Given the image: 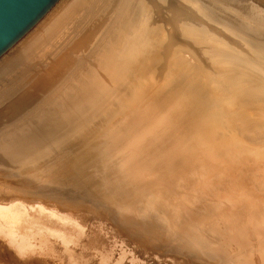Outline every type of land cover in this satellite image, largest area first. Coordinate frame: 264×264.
<instances>
[{
	"label": "bare ground",
	"instance_id": "obj_1",
	"mask_svg": "<svg viewBox=\"0 0 264 264\" xmlns=\"http://www.w3.org/2000/svg\"><path fill=\"white\" fill-rule=\"evenodd\" d=\"M175 7L187 8V15L179 12L174 14L172 9ZM79 17H83L82 20L86 19L87 21L75 35L71 34L73 37L70 38L71 41L67 48L60 49V54L50 64L48 71L32 82L33 88L30 93L18 100L20 102L14 106L8 104L10 107L12 106L11 108L4 106V110L0 111V116L5 119L14 118L22 111L23 105L27 106L36 100L41 95V91L51 85L56 86L64 83L61 89L55 88L56 91L53 88L54 90H52V92L56 91L55 95L60 97L56 102V110L52 115L42 117L45 120L43 121L44 125L38 124L39 128H36L34 133L28 135L22 131L17 136L11 135L10 141L5 140L0 145V160L15 159L18 155L37 157L46 150L54 151L55 147L57 148L72 137L85 134L86 131L83 132V128L90 130L95 125L96 118L99 115L103 116V113L99 112H103L108 107L111 108L110 103L113 99H121L123 97L122 85L132 79L139 87L138 92L134 91V102L130 108L121 112L122 115L117 119L118 122L116 120L105 126L99 125V130L93 134V137L91 136V140L103 143L102 147L107 151L114 147L118 150L121 148L119 151L122 153L118 154H120V158L124 159V162L127 160L125 165L129 170L124 176L127 177L129 184L132 183V189L119 194L121 196L119 199L120 202H124L123 199L131 200L134 204L130 205L131 207L120 205L119 211H117L118 215L123 217L124 213L127 216L132 214L136 220L130 219L124 214L125 219L145 230L146 235L152 236L149 240H140L141 244L146 243V245L152 246L155 244H151L152 241L164 239V243L168 246L180 245L183 249L190 250L189 256L183 255L185 258L183 260L186 263L198 264L200 257H205L207 259L217 258L216 264H264V196L258 193L259 191L264 192V49L260 50L261 47L259 49L260 41L256 43L253 38L255 35L251 37L250 33L251 36H248L249 34L241 30L240 27H236L237 25L231 24V26L228 20L208 17L202 9L197 10L195 2L192 0H58L29 31L1 54L0 58L21 40L19 46L12 50L14 52L9 53L12 55L10 58L20 57L22 54H16L29 48L34 50V54L36 50L39 52L44 50L48 39L79 21ZM253 18L255 19V17ZM32 29L33 31H31ZM67 29L69 30V28ZM27 34L28 36L25 37ZM63 34L65 35V33ZM60 38L58 39L62 40ZM64 41L66 43V40ZM49 49L47 48V52ZM89 49L92 54L88 56L86 67L79 66V69H76V74L71 73L72 76L68 78V83L65 80L62 82L68 74L67 72L76 67V60H72L71 54L73 52L84 53ZM183 50L199 54L195 55L197 56L195 64L191 66L186 64L184 57L181 56ZM4 61L2 62L4 63ZM151 68L153 71L151 70L147 74ZM170 68L180 72H190V70L192 72L190 76L180 79L177 77L175 78L176 82L168 84L167 81H174L167 77ZM195 75L201 76V81L198 79L197 81L200 82L195 80L198 84H191L189 79ZM156 77L162 79L159 84L152 82ZM170 85L174 86L170 87ZM197 87L207 88L210 92L208 97H203L204 94L200 95ZM205 95L207 96V94ZM210 99L216 100L217 105L210 106ZM167 110H170L171 113L174 112L171 119L165 117ZM190 115L189 135L188 131L181 134L178 126L182 125ZM141 118L147 119H144L146 121H144L146 124L144 130L153 128L157 134L168 136L165 144L158 143L155 146V148H162L163 145L165 154L159 169L157 168L153 172H149V169L143 170L148 168L146 161L144 160L145 164L142 162L146 158H143V155L146 152L145 148L148 147V140L139 141V137L134 140L136 136L134 132L143 129L142 123L139 121ZM12 131L10 129L7 133ZM153 134L152 132L151 137ZM144 137L146 136L144 135ZM90 149L88 148L86 152H89ZM126 150H129L128 153L131 156L134 155V158L136 156V160L132 159L135 163L131 159L125 158V154H128ZM227 155L233 161L238 160L241 156L243 160L247 159L246 162L250 163L253 160L256 163H262L250 175L252 179L250 185L253 182L252 190L246 189L244 184L245 187L241 188V185L234 186L231 179L224 177L223 171L226 164L222 163L220 157L227 158ZM98 161L100 162V160ZM107 161H110L109 165L112 162L111 160ZM97 162L93 163L96 164V167L99 165ZM118 163L120 162L118 161ZM165 163H167L166 168H164ZM253 164L255 163L253 162ZM93 166H91V170ZM113 166L111 168H114ZM118 166L116 167L120 168V164ZM95 168L93 171L96 170ZM111 168L108 171H111ZM104 169L102 170L103 174L108 172L107 169ZM115 170L117 172L121 169ZM86 171L84 174L90 175L93 172ZM225 171L227 173V170ZM114 172L112 170L109 174ZM226 173L225 175H227ZM94 176L92 175V177ZM124 176L122 174L123 178H125ZM250 176L248 175V177ZM114 178L116 181L117 177ZM212 179H214V185L211 182ZM240 179L242 178L240 177ZM89 181L91 182V180ZM225 182L226 185H230L231 189L222 187ZM248 183L246 184L248 185ZM92 184L94 183L89 185L90 188ZM112 185L114 184L112 183ZM219 185L220 187H217ZM119 187L121 189L123 186ZM118 191L116 192L118 193ZM148 198L152 199L151 203L145 202ZM43 201L47 207L34 206L40 214L47 210L45 212L51 217H66L62 214L59 216V214L61 212L69 213L71 210L69 209L71 205L68 206L67 202H62L63 200L58 202L56 199L47 198ZM136 201L140 202L135 203ZM13 206L0 207V215L9 223L20 221L17 219L18 217L23 219L20 218L19 211L23 212L21 214L23 217L27 213L26 211L29 212L34 208L33 206L31 209L26 207L28 210L24 211L25 208H16L21 204ZM80 206L82 204H79ZM24 212L26 213L24 214ZM26 218L27 216H25ZM62 219L63 217L58 218L57 221ZM19 245L26 248L28 244L25 247L21 244L16 246L20 247ZM22 248L19 249L24 251ZM33 248H35L34 245ZM19 249L17 252L15 251L17 254L21 253H18ZM30 250L28 249L27 252ZM48 251L50 252V250ZM9 252L13 256V253ZM29 254L32 255V253ZM14 255L16 258V254Z\"/></svg>",
	"mask_w": 264,
	"mask_h": 264
},
{
	"label": "rangeland",
	"instance_id": "obj_2",
	"mask_svg": "<svg viewBox=\"0 0 264 264\" xmlns=\"http://www.w3.org/2000/svg\"><path fill=\"white\" fill-rule=\"evenodd\" d=\"M192 1L195 2V6H196L197 10L202 9L203 11L206 12L208 17L211 16V18H213V19H216V18L222 19L223 18L226 21L228 20L230 25L231 24L234 26L237 25L236 27H240L241 30L246 31L249 34V35L247 34L248 36H251V34H252L251 37H253L255 35L253 37L254 41L256 43H259V41H260V43H261V46H259V49H260V47H261L260 50L264 49V44H263V40H264V31H263L264 30V23H263L264 22V0H192ZM229 7H230V9H229ZM175 8L172 9V12H174V14L179 12L183 15H187V13H188L187 8H185V7H181V8L175 7ZM253 17H255V19ZM82 18H80V20H79L80 22L77 21V22H74L75 24L74 23H73V25L71 24L70 25V26H72L71 28H70V26L67 27V28H69V30L66 28V30L61 31L60 34L56 35V36L62 35L64 38L61 36H59L57 38H56V36H53V38L48 39L46 41V45L44 47L46 49V50L44 49L45 51L40 50V52H39L38 50H36L35 54H34L33 53L34 50H31L29 48L28 50H26L24 52H22L23 51L22 50L16 54V55L22 54V55H20V57L18 56L16 58H14V57L10 58V56H12L10 54H12L14 52L12 50H15V48H17L19 46L20 42L22 41L21 40L11 50H9L5 55H3L2 58H0V65L3 66V67L2 66L0 67L1 68L0 69V86L2 85L0 88V91H1L0 92V111L1 112H2V110H4L3 109L4 106L7 107V106H9L8 104H12V106H14L16 103L20 102L18 100H20L21 98L23 99L25 97V95L30 93L31 89L33 88L31 86L32 82L35 81L39 76L44 75L45 72L48 71L50 64L56 60V58L60 54L62 48H63V50H65L67 48L68 43L71 41L70 38L73 37L72 35H75L79 31V29H81L83 27L84 23L87 20L86 19L82 20ZM226 18H228V19H226ZM256 19H258V20H256ZM251 20H252V22H251ZM110 25H112V24H110ZM72 28H75V29H72ZM164 28H163V30H164ZM33 29L31 31H33ZM71 29H72V31H71ZM161 29H162V26H161ZM30 33H28V34H30ZM63 33H65V35ZM28 34L25 37H27ZM66 35H68V36H66ZM25 37L23 38V40L25 39ZM60 37L62 38V40L58 39ZM251 37H249V38H251ZM66 38L67 39L69 38V39L67 40ZM253 38H251V39L253 40ZM64 40H66V43ZM47 48H50L49 52H47L48 51ZM51 49H52V52H51ZM181 52H182L181 56L184 57V61L186 62V64L191 66V65L196 63L195 61H197V56H195V55H199V54H194L195 52H192V51L187 52L186 50H183ZM42 54H43V56H42ZM89 54H92L90 49H89V51H86L84 53L73 52L71 54L72 60L77 61V62L75 61L76 67H75V69L71 68L70 72H67L68 74L63 78L62 82H64V80H65V82L68 83V78H70L73 73L76 74V71H77L76 69L77 68L79 69V66L83 65L82 67H86L85 64H86L87 60H89V58H88V56H90ZM25 55H27L28 57ZM23 58H25V59L23 60ZM43 58H44V60H43ZM82 58H84V59H82ZM80 60H81V62H80ZM2 61H4V63ZM41 61H43V62H41ZM82 61H84V62H82ZM189 61H192V62H189ZM80 63H82V64L79 65ZM26 66H28V68H26ZM25 69L26 70L29 69L28 70L29 72L26 71ZM180 69H181V67H180ZM151 70L153 71V68L149 69L147 74ZM23 71H24V73H23ZM191 72H192L191 70H190V72L189 71L180 72L178 70H172L170 68L169 72L167 73L168 74L167 77L171 78L174 81H172V82L167 81V83L172 84L173 82H176L175 78H177V77H178L177 79H180L181 77L183 78L184 76H186V77L190 76ZM33 74H35V75H33ZM199 75H201V74H199ZM196 76L197 75H195L192 78L189 77L190 78L189 82L191 84H195V83L198 84L197 82L201 81L200 80L201 76H197V77ZM191 79H192V81H191ZM198 79L200 81H197ZM161 80H160V77L159 78L156 77L155 79H153L152 82L155 84H159L161 82ZM195 80L197 82H195ZM165 81L162 83L163 85L165 84ZM132 84H133V86H132ZM58 85L59 84L56 85L57 87L55 85H51L48 87L49 89L47 88V89L41 91L40 92L41 95L36 100H34L30 104H28L27 106L23 105L22 111H20V113L17 114L14 118H11V119L8 118L9 119L8 120V119H5V117L0 116V145L3 142H5V140L10 141L11 135L17 136L22 131H23V133H28V135H29V133H34L36 128H39L38 124L44 125L43 121H45V120L42 119V117L52 115L54 113V111L56 110L55 109L56 102L58 101V99L60 97L58 95H55V92L62 88V85H59V86ZM171 86L173 87L174 85H170V87ZM3 87H4V89H3ZM138 87L139 86L137 85V83H135V81L132 79L129 80L128 83L127 82L124 83L122 85V89H121L123 97L121 99H118V98L113 99L110 103L111 108L108 107L106 110H104L105 112L104 111L99 112V113H103L102 114L103 116L102 117H101V115H99V117L97 116L98 118H96V120H95L96 121L95 125H93L90 128V130L83 128V132L86 131L85 134H80L79 136L72 137V138H70V136H69L70 139H68L62 145L58 146L57 147L58 149L55 147L56 149L54 148V151L53 150H46L45 152L41 153L42 155L41 154L38 155L39 157L38 156L37 157L36 156L35 157H33V156L23 157V156L18 155V157H16L15 159H6L5 161L0 160V207L7 208L6 206L12 207L13 205L21 204V206H16V208L17 207L20 209L25 208L24 211H26V210H28V209H26V207H28L30 209L32 208L31 206L34 207V206H38V205L45 207L46 205L43 204V202H44L43 200H45L47 198H52L54 200L56 199L58 202L63 200L62 202H67V204H69L68 206L71 205V208H69V209H71L69 211V213L66 212L63 214V212H61L59 214V216H61V214H62V215H66V217L62 216L63 219L58 220V221H57V219L58 218L60 219L62 217H57V216L51 217L50 215L47 214V212H45L47 210L44 211L46 213V216H45L44 212L42 214H40L38 211L35 210V207L32 208L33 210L31 209V211L29 210V212L26 211L28 214L26 212H24V214L25 213L26 214L25 215L23 214L24 215L23 217L21 215L23 212L21 213V211H19L18 214H20V216H21L20 218H23V219L22 220L19 219V217H18L19 215L17 214L18 215L17 219L20 221H16L14 223L7 222L6 220L3 219L4 217H2L0 215V264H188L189 263V262L188 263L184 262L185 260H183V258H184L183 255L189 256L190 250L183 249V247L180 245H174L175 247L168 246L167 244L164 243L165 242L164 239H162L160 241L159 240L152 241L151 244L155 243L154 245H152L154 247V249L151 245H146V243L141 244L140 240H144V239L149 240L152 236L146 235L145 230L141 229V227H138V225H136L132 222H129L127 219H125L126 217H129L130 219H132L133 218L132 214H130V215L128 214L129 216H127L126 213H124L126 215V217L124 214L122 215L123 217H121L118 215V212H117V211H119L120 205H122L123 207H128V206L131 207L130 205L134 204V202H132L131 200L126 201L125 199H123L124 202H120L121 200L119 199V198H121V196H119V194H122V192H124V191L126 192V191H129L132 189V183L129 184V182L127 181L128 180L127 177L124 176V174L127 173L129 170V169L127 170L126 165H125V162L127 160L124 162V159L122 157L120 158V154L122 152L119 150L121 148H119V150H118L117 148L115 149V147H114V148L107 151L102 147L103 143H101V142L99 143V141L91 140V136L93 137V134H95L97 132V130H99V125L105 126L106 124H111V122L112 123L115 122L122 115L121 112H124L127 108H130V106L134 102V94H135L134 91L137 90V92H138ZM53 88L54 89L56 88L57 90L55 89L56 91L52 92V90H54ZM50 89H51V91H50ZM196 89L200 95L204 94L203 97H206V98L208 97V94L210 93L207 88L204 89L202 87L201 88L197 87ZM201 90L205 93H203ZM131 92H132V94H131ZM205 94H207V96ZM51 97H53L54 99ZM45 100H46V102H45ZM16 101H18V102H16ZM215 101L210 99L209 100L210 106L214 107L215 105H217V102H215ZM122 104H123V106H122ZM173 113L174 112L171 113L170 110H167L165 117L167 119H169ZM190 117H191V115L188 118H186V121H184L182 123V125L178 126L180 129L179 132L181 134H183L184 132L186 133L188 131L187 134L189 135V128L188 127H189V124L191 121ZM144 119L147 120L146 118L139 119V121L142 123L141 124L142 128H143V129H141L142 131L144 129H146V124H144L146 121ZM118 121L119 120H117V122ZM152 126L157 127L155 125H152ZM10 129L13 131L11 133H7V131H9ZM151 129H150L151 131L147 129V130H144L143 132L141 130L134 132L136 135V136L134 135L135 136L134 140L138 139V137L140 138L139 141L140 140L141 141H147L148 140L147 141L148 147L145 148L146 152L143 155V158H145V157L146 158L143 159L142 162H143V164L146 163L147 164L146 167H148L146 169L144 168L143 170L149 169V172H153L157 168L159 169L160 164L163 160L162 157L165 154V150L163 149L165 147L163 145H162V148L156 147L157 149L155 148V146L158 143L159 144H165L167 142V138H168V136H166L165 134H157V132H154L156 130H154L153 128H151ZM140 131H141V133H140ZM152 132L154 134L151 137ZM136 133H138V134H136ZM148 133H149V136H148ZM144 135L146 137H144ZM157 136H158V138H157ZM164 137H166V138L163 139ZM169 138H170V136H169ZM152 145H153V147H152ZM70 147H71V149H70ZM83 148H84V150H83ZM88 148H91V149L89 152H86L88 150ZM126 149H128V146H126ZM129 150H126V153H128ZM70 152H72V153H70ZM80 152L82 154H84L83 156H81L82 158L79 156V155H82ZM116 152H117V154H116ZM119 152H120V154H118ZM99 153L100 154L103 153V154H101L102 156ZM93 154H95V155H93ZM125 155H126L125 156L126 159H131V161L134 162V160H132V159H135L136 156L134 158L133 157L134 155L131 156L129 153L125 154ZM224 157L225 156L220 157V159H222L221 160L222 163L226 164V165H224V171H223L224 177L226 176L225 178L231 179L233 181L234 186H237V185L240 186L241 185L240 188L242 186L243 187L246 186L245 187L246 189L252 190L253 189L252 188L253 182L250 185V182L252 181L250 175H252L253 171H256L257 168H259V166L262 165V163H260V162L256 163L255 161L251 160L250 163L251 162L252 163L250 164L249 161L246 162L247 159L243 160L241 156H239V159H242V160L238 159L235 161H233V159H231L229 155H227V158L226 157L224 158ZM74 158H75V160H74ZM85 160L88 162H86ZM97 160H100V162L101 161H104V162L100 163L98 161L99 162L98 163ZM107 160H111L112 161L111 163L113 165L115 164L114 166L112 165L114 168H111L112 167L111 163L109 165L110 161L108 162ZM144 160L146 161L145 163H144ZM118 161L120 163H118ZM238 161H239V164H241L240 166L238 164ZM64 162H65V164H64ZM70 162L73 164L71 165ZM96 162H97V165L99 164L98 167H96V164L95 165L93 164ZM253 162L255 164H253ZM168 163L170 164V162H168ZM244 163H246V164H244ZM119 164H120V168H117L116 166H118ZM121 164H123V165H121ZM227 164L229 165V167ZM91 166H93L92 170H91ZM166 167H167V163H165L164 168H166ZM247 167H248V169H246ZM76 168H77L78 172L75 171ZM93 168H95L96 170L94 169L95 171H93ZM109 168H111L110 169L111 171H108ZM86 169L88 172L89 171L90 172L91 171L96 172V173H94L96 175L94 176L93 172H91V173L89 172L90 175L88 173H87L88 175L84 174ZM103 169L104 170L107 169L108 172H105V174H103L104 173V171H102ZM115 169H117V170L121 169V170H118L116 172ZM83 170H84V172H83ZM112 170L115 171L116 174L118 173V175H116L115 172L112 174H109V172H112ZM225 170H227V173ZM231 170L233 171L232 173H234L235 175L231 173ZM56 171H58V172H56ZM99 171H101V172H99ZM97 172H98V174H97ZM80 173L81 174L83 173V175H81ZM119 173L121 175L120 177H119ZM225 173L227 175H225ZM71 174H72V176H70ZM99 174H100V176H99ZM122 174L125 178L122 177ZM92 175L94 177H92ZM228 175L231 177H229ZM248 175L250 177H248ZM235 176H236V178H234ZM100 177H102L104 179L101 178V181H99ZM112 177L113 178L117 177L116 181L118 179H119V181H117V182L114 181L115 178L113 179ZM240 177L243 180L240 179ZM81 178L85 179L86 181L85 180L82 181ZM105 178H108V179L106 180ZM248 178H250V179H248ZM109 179H110V181H109ZM125 179L127 182L125 181ZM239 179H240V181H239ZM245 179H246V181H245ZM89 180H91V182ZM102 180H104V181H102ZM235 180H237L238 182ZM84 181H85V183H84ZM87 181H89V182H87ZM96 182H98V184H100L101 186L96 184ZM114 182H116V183H114ZM211 182L213 185L215 184L214 179H212ZM91 183H94V184H92L91 185L92 187L90 188L89 185ZM104 183H105V186H104ZM112 183L114 185H112ZM246 183H248V185ZM82 184L84 185V187ZM86 184H88V187H86L87 186ZM120 185L123 187L126 186V188L121 187V189H122L121 190L119 187ZM128 185H129V187H128ZM216 185H218V184H216ZM229 186L230 185H226V182H225V184H222L223 188H227ZM98 187H100V188H98ZM105 187H107V188H105ZM217 187H220V185ZM84 188L85 189L87 188L86 189L87 191ZM127 188H129V189H127ZM229 188L231 189V187H229ZM97 189H99V190H97ZM109 189H111V190L106 191ZM114 189H115V191H114ZM116 191H118V193ZM262 192L263 191H259L258 193H260V195L264 196V192L263 193ZM101 194H102V196H101ZM96 196H97V198H96ZM98 196H101V197H98ZM115 196L117 198H114ZM106 197H108V198H106ZM110 197L114 198V199H111ZM150 200H152V199L148 198L147 201H145V202L151 203ZM139 202L136 201L135 203H139ZM141 203H142V201H141ZM79 204L80 205L82 204V206L79 207ZM72 205H74L75 207H73ZM13 207L15 208V206H13ZM78 207L80 209L81 208H83V209L80 210ZM124 212H126V210H124ZM25 216H27L26 219H25ZM51 218H52V220H51ZM134 220H136V218ZM55 227H58V228H55ZM49 230H50V232H49ZM143 232H144V234H143ZM158 233H160V232H158ZM17 243L21 244L24 247L26 246V244H28V245L26 248H22L20 245H19L20 247H17L18 246ZM33 245L35 248H33ZM36 245H38L39 247H37ZM14 247H17V249L22 248L24 250V251H21L19 249L20 251L18 253H20V252H21L20 254H22V252H26V253H23L22 256H20V254L16 253L17 249L16 248L14 249ZM41 248H42V250H41ZM28 249L29 250L31 249L32 252H30L31 250L27 252ZM48 250H50V252ZM9 251H11L13 253L14 257L10 254ZM29 253H32V255H30ZM14 254H16V258H15ZM23 255H24V257H23ZM175 257H177V258H175ZM240 259L243 260L242 258H240ZM217 262H218L217 258L207 259L205 257L204 258L200 257V259L198 260V264H216ZM189 264H191V263H189ZM193 264H197V263H193Z\"/></svg>",
	"mask_w": 264,
	"mask_h": 264
},
{
	"label": "water",
	"instance_id": "obj_3",
	"mask_svg": "<svg viewBox=\"0 0 264 264\" xmlns=\"http://www.w3.org/2000/svg\"><path fill=\"white\" fill-rule=\"evenodd\" d=\"M58 0H0V55L29 31Z\"/></svg>",
	"mask_w": 264,
	"mask_h": 264
}]
</instances>
